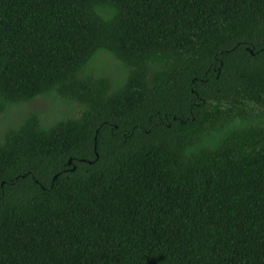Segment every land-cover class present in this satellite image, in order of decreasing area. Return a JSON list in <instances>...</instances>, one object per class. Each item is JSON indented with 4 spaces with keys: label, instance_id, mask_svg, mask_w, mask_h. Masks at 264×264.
Listing matches in <instances>:
<instances>
[{
    "label": "trees",
    "instance_id": "1",
    "mask_svg": "<svg viewBox=\"0 0 264 264\" xmlns=\"http://www.w3.org/2000/svg\"><path fill=\"white\" fill-rule=\"evenodd\" d=\"M45 99L0 140V264H264V0H0V117Z\"/></svg>",
    "mask_w": 264,
    "mask_h": 264
},
{
    "label": "rangeland",
    "instance_id": "2",
    "mask_svg": "<svg viewBox=\"0 0 264 264\" xmlns=\"http://www.w3.org/2000/svg\"><path fill=\"white\" fill-rule=\"evenodd\" d=\"M107 60V65L104 63L102 69L100 70L101 74L99 76H105L117 81V65L113 60H110L109 57H104ZM53 101L50 99L39 100L34 104L27 107H17L13 111L7 113L6 115L0 117V140L6 131H8L12 126L18 124L20 120L24 117L29 116L31 113H39L46 124H53L58 118H64L71 110L70 107H66V103ZM79 112V111H78ZM77 116L79 113L76 114ZM62 118V119H63Z\"/></svg>",
    "mask_w": 264,
    "mask_h": 264
}]
</instances>
